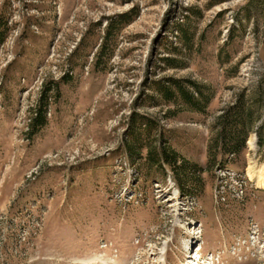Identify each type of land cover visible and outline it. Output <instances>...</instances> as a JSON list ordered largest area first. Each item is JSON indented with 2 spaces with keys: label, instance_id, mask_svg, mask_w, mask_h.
Masks as SVG:
<instances>
[{
  "label": "rangeland",
  "instance_id": "1",
  "mask_svg": "<svg viewBox=\"0 0 264 264\" xmlns=\"http://www.w3.org/2000/svg\"><path fill=\"white\" fill-rule=\"evenodd\" d=\"M212 1L0 0V264H264V0ZM240 101L246 149L210 160Z\"/></svg>",
  "mask_w": 264,
  "mask_h": 264
},
{
  "label": "trees",
  "instance_id": "2",
  "mask_svg": "<svg viewBox=\"0 0 264 264\" xmlns=\"http://www.w3.org/2000/svg\"><path fill=\"white\" fill-rule=\"evenodd\" d=\"M225 0H213L211 4L214 3H222ZM125 16H121L118 23H124L122 19ZM115 26V22H112L108 27V33H111ZM115 31V30H114ZM193 86L198 89V92L188 91L184 86H182L179 82L175 80H169L166 85L163 81L156 82L157 92L161 94L165 102L167 103H175L176 99H181L183 103L186 105V109L188 111H193L197 113H205L209 104L211 103L212 96L205 94L197 84L190 82ZM254 101V99H252ZM255 105H248L247 103L236 102L235 104L229 106L224 110V112L217 117L216 123L218 124V135L214 140L215 143V154H213V144L209 148V156L210 160H214L218 162L219 159L222 162L227 161L229 157H237L242 155L246 149V142L248 140V136L250 132L254 129L255 121H251V114L254 110ZM173 112L170 111L169 114ZM134 115V120L139 123L141 128H144L148 133L152 130V121H150L146 116H138ZM35 120H38L36 118ZM40 125H44V123H40ZM259 145L264 147V135L259 134ZM145 148V147H143ZM142 148V149H143ZM146 153L150 154L149 158L153 160V152L146 149ZM178 154L173 152V154H166V149L161 150V158L160 166H168L171 169H174L178 165ZM225 159V160H224ZM224 160V161H223Z\"/></svg>",
  "mask_w": 264,
  "mask_h": 264
},
{
  "label": "bare ground",
  "instance_id": "3",
  "mask_svg": "<svg viewBox=\"0 0 264 264\" xmlns=\"http://www.w3.org/2000/svg\"><path fill=\"white\" fill-rule=\"evenodd\" d=\"M258 184L259 187L264 188V179H261Z\"/></svg>",
  "mask_w": 264,
  "mask_h": 264
}]
</instances>
